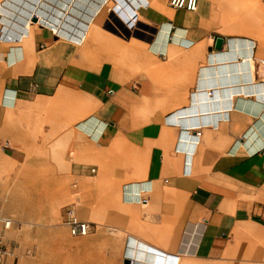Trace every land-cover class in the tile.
<instances>
[{"label": "crops", "instance_id": "0c3cea01", "mask_svg": "<svg viewBox=\"0 0 264 264\" xmlns=\"http://www.w3.org/2000/svg\"><path fill=\"white\" fill-rule=\"evenodd\" d=\"M121 1L130 12L142 0ZM207 1L198 0L193 12L138 7L157 26L152 48L161 63L170 55L166 65L173 69L164 81L173 88L187 71L175 93L154 91L137 75L117 80L106 62L99 70L83 67L67 48L46 61L45 51L58 38L51 28L36 26L30 9L17 22L0 15V40L13 42L0 50L1 150L18 161L31 151L33 161L47 167L35 175L47 177L52 200L66 195L74 179L82 207L93 211V229L106 226L117 258L116 233L122 232L126 247L130 236L189 264H264V216L257 218L264 213V61L255 58L254 40H248V54L241 44L239 56L223 57L233 37L221 35L222 46L215 47L220 15ZM100 3L47 0L46 17L60 23L65 36L78 34ZM68 4L66 16L55 9ZM125 10L122 18L131 27ZM35 53L43 54L37 59ZM243 55L255 58L253 71L247 62L246 70L228 72L227 63ZM154 98L168 105L148 112Z\"/></svg>", "mask_w": 264, "mask_h": 264}, {"label": "rangeland", "instance_id": "374dc122", "mask_svg": "<svg viewBox=\"0 0 264 264\" xmlns=\"http://www.w3.org/2000/svg\"><path fill=\"white\" fill-rule=\"evenodd\" d=\"M110 1L113 2V0ZM207 2L220 15L217 34L233 37V39L254 40L257 43L255 58L264 61V0H208ZM165 5L169 7L168 0H165ZM245 5L257 7L255 13L259 17L249 13L245 9ZM5 6L10 11L6 10ZM26 9H30V13L34 14L33 19L36 26L47 27V0H11L5 4L0 2V15L5 14L9 17V21L17 22L19 16ZM12 12L13 14H11ZM248 13L252 16L249 17V20H246L245 15ZM243 16L246 20L244 21V30L240 26ZM0 19H2V16H0ZM149 24L150 32L145 38L143 55L139 57L137 63L133 59H129L128 61L119 62L117 66L111 65V75L120 81L135 75L145 77L154 85V91H158L160 88L166 87L167 81H164V75L171 73L173 68L170 67L169 70L160 72L153 70L155 67H163L169 63L170 55H168L167 63H161L162 60L157 55L147 50L151 33L157 27H154L150 22ZM50 28L55 34V30L52 27ZM69 35L83 37L81 30L78 34L71 33ZM70 36H65L58 30L55 45L45 51L47 54L45 60L49 61L53 54L64 52L67 48L69 51L76 53L77 58L72 60L88 68L87 63L90 61L83 58L76 43L71 41ZM31 39V33L27 34L25 44L31 42ZM61 44L67 45H64V48L61 49ZM9 46H13L12 41L3 43L0 40V50ZM24 52L27 54L28 50L26 49ZM41 54L35 53L36 58L40 59ZM103 57L105 58V56ZM104 62V59H102V63L100 62L90 69L99 70ZM119 66L124 68L127 73L121 71ZM8 70L12 69L9 68ZM185 72L187 71L185 70ZM1 93L0 90V98ZM164 105H167L164 101L159 102L158 98H154L153 107L148 112ZM12 112L11 108L5 110V118L11 123L13 120ZM45 172H47V167L43 163L33 161L31 151L26 154L23 161H18L7 151H2L0 147V215L14 220L12 227L5 233V242L8 247L13 249L16 256L8 264H122L123 262L129 264H189L173 257H164L159 250L149 246L143 240L133 239L130 236L128 244L132 247H126L127 234L122 232L116 233L119 249V257L117 258L113 256L114 246L113 242L108 241L106 226L101 228L100 225H97L95 229L90 230L86 235H71L68 226L63 221L65 210L72 206L74 215L78 219L89 221L93 219V211H88L82 207V194L74 186V179L69 181L70 191L66 195L64 194L62 198L52 200L51 194L47 193V177L35 175L36 173ZM110 196L115 197V194L111 193ZM116 196L118 195L116 194ZM76 202H78V205H76ZM261 205L264 211V203L262 202ZM81 209L85 211V214L81 213ZM261 214L257 218L262 220L264 213ZM10 232H12V235ZM262 242L260 241V244H263ZM242 257L251 258L246 253ZM260 259L264 261V255Z\"/></svg>", "mask_w": 264, "mask_h": 264}, {"label": "bare ground", "instance_id": "6f19581e", "mask_svg": "<svg viewBox=\"0 0 264 264\" xmlns=\"http://www.w3.org/2000/svg\"><path fill=\"white\" fill-rule=\"evenodd\" d=\"M10 1L11 0H0V2L3 4H5L6 2H10ZM164 2H165V0H142V1L138 2L137 7L136 6L133 8L131 7L130 12H128L127 10L124 9L123 2L121 0H113V2H111L110 0H101L100 5H98V7L100 6V8L96 9V11L94 10L95 11L94 15H92L89 18V20H87L85 18L84 21L82 22L81 32L83 34V37L80 38L76 35H74V36L68 35V36H70V38L72 39L71 40L72 42L76 43L79 52L83 55V58L87 61H90L89 63H87L88 68H93L96 65H98L100 62L102 63V59H104V61L106 63H109L111 65H116V66L119 62L128 61L129 59H133L135 61V63H137V60L139 59V57H141L144 53L143 50H144V45H145V38L148 35V33L150 32V24L148 21H146L145 19H143L140 16L139 11H138V7L140 5L150 4V5H153L154 7L162 10L165 8ZM75 3L77 5V2H75ZM131 3H132V0H131ZM131 3H130V5H131ZM80 4H82V3H80ZM80 4H78V5H80ZM132 4H134V2ZM94 5H96V4H94ZM82 6L83 5H81V7ZM70 7H71V4H68L65 11H62L59 7L55 8V9L58 10L57 12L61 11L62 15L66 16L68 14ZM118 8H120V10ZM5 9L10 11V9H8L7 6H5ZM245 9H247L248 12L251 13L252 15H254L255 17H257V16L259 17V15L255 13L257 7L255 8L254 5H249V6L245 5ZM121 10H125V12H127V15L129 16L130 20L132 21L131 27L126 25L124 19L122 18L123 16L121 15ZM43 13H45V12H43ZM249 13L247 15H245L246 20H249V17L252 16ZM242 15H244V14H242ZM246 20H244V16H243V19L241 20V23H240L242 30L245 29L244 28L245 27L244 21H246ZM238 24H239V22H238ZM47 26L52 27L55 30V35H57L58 30H60L62 27L60 25V23L55 24L53 22H49L48 20H47ZM156 31H157V27L153 29V31L151 33V37L148 40V44H147V50L150 53L155 54V55H157V54L154 52V48H152V46H153L152 40L155 36ZM163 33H164L163 31H160L158 36L162 35ZM243 40H245V39H241V38H234L233 39V44H232L231 50H229L230 52L228 54L225 53L223 55V57L226 58L227 61L230 57H234V56L237 57L240 55L241 44L244 46V50L247 52V54L249 53V44L250 43L248 44V40H245V43H242ZM25 43H26V41H25ZM198 46H201V45H198ZM198 50L199 49L196 48L194 51L197 52ZM155 51H156V49H155ZM103 56H105V58ZM242 58H243L242 61H236L233 65H231L232 63L231 64L227 63L226 68L229 69L228 72H231V68H234V70L235 69L246 70L247 66H245V64H247V62H249L250 69L253 71L254 59L250 55H248V56L243 55ZM119 68L121 69V71L127 73V71L124 68H122L120 66H119ZM11 69H13V68H11ZM169 69H170V66L166 65L165 67L164 66L163 67L162 66L155 67V69H153V70H157L160 72V71H164V70L167 71ZM184 76H186V72H185V70H181L179 83L177 85H174L173 88L172 87L170 88L171 82H167L166 87L170 88L171 92H173V93L179 91L181 89L183 83H184V81H183ZM1 78H2V76H1ZM172 89H173V91H172ZM158 101L161 102L164 100L158 98ZM169 105H170V103H169ZM86 122H87V120H86ZM94 122L96 123V121H94ZM88 123H91V122H88ZM254 133L257 134L256 132H254ZM257 136H258V134H257ZM246 140H249V137H247ZM262 141H263V139L261 138L260 142H262ZM249 150H252V148H249ZM76 205H78V202H76ZM81 213L85 214V211L83 209H81ZM86 221H88V220H86ZM10 233L12 235V232H10ZM121 262H123V261H121ZM122 264H129V263L123 262Z\"/></svg>", "mask_w": 264, "mask_h": 264}, {"label": "built area", "instance_id": "2783aa9c", "mask_svg": "<svg viewBox=\"0 0 264 264\" xmlns=\"http://www.w3.org/2000/svg\"><path fill=\"white\" fill-rule=\"evenodd\" d=\"M168 5L173 10H186L193 12L197 10L198 0H168ZM4 31L5 28L1 26L0 38L4 34ZM92 170L94 169L92 168ZM63 221L68 226L69 233L73 236L86 235L93 229L91 222L78 219L71 208L65 210ZM13 223L14 220L10 217L0 215V264L11 263L16 257L13 249L8 247L5 242V232L12 227Z\"/></svg>", "mask_w": 264, "mask_h": 264}, {"label": "water", "instance_id": "95a60500", "mask_svg": "<svg viewBox=\"0 0 264 264\" xmlns=\"http://www.w3.org/2000/svg\"><path fill=\"white\" fill-rule=\"evenodd\" d=\"M223 37L221 36H218L216 39H215V47L220 49L221 46H222V43H223ZM126 262H128V260H126Z\"/></svg>", "mask_w": 264, "mask_h": 264}]
</instances>
